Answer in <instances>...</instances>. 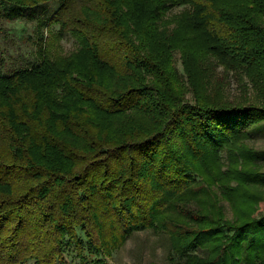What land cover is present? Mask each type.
<instances>
[{"label":"trees","instance_id":"obj_1","mask_svg":"<svg viewBox=\"0 0 264 264\" xmlns=\"http://www.w3.org/2000/svg\"><path fill=\"white\" fill-rule=\"evenodd\" d=\"M47 1L0 0V32L38 17L41 33L33 63L0 73V264H58L72 246L105 264L147 228L169 234V264H264V172L247 144L264 130V0H59L39 16ZM68 35L79 47L61 53ZM217 66L261 102L230 100ZM224 149L235 164L212 174ZM203 173L235 218L197 185Z\"/></svg>","mask_w":264,"mask_h":264},{"label":"rangeland","instance_id":"obj_2","mask_svg":"<svg viewBox=\"0 0 264 264\" xmlns=\"http://www.w3.org/2000/svg\"><path fill=\"white\" fill-rule=\"evenodd\" d=\"M60 4L59 0H49L43 3L39 8V16H50L58 8ZM184 6H175L169 12V15L179 13ZM38 17L35 19L25 18L23 21L18 20L15 25L19 28L22 24H25L26 29L23 33L17 30L14 34L7 32H0V43L5 44L1 46L3 55L0 56V73H8L12 68L22 65H30L35 61L34 56L39 57L37 51V42L41 40V33L37 29ZM9 22H6L8 24ZM171 28L175 24L170 25ZM44 39L50 35V29L47 26L43 28ZM58 29L55 27V30ZM13 31V30H11ZM40 34V35H39ZM79 47V42L75 37L68 35L64 37L59 46L61 53L69 54ZM181 52H175L174 63L179 70L180 74L186 79L184 67L181 59ZM115 80V79H114ZM212 80L215 85L222 88V92L232 101H240L245 98V95L250 96L252 100L259 99L257 91L253 89V86L248 78L242 80L238 75L232 71L228 72L223 66H217L213 69ZM113 81V80H112ZM188 84V83H187ZM188 99L192 100L193 95L190 92ZM141 119L140 114L137 112L130 113L125 117H118L114 120V128L116 125H123L124 123L137 122ZM247 144L250 148L259 151V157L255 164L259 170L264 172V130L254 131L247 139ZM223 157L221 166L215 165L216 170L212 171V174H216L221 170H226L232 164V160L226 149L221 152ZM253 167V164H249ZM198 186L201 190H210L212 195L219 197V204L225 210L226 217L228 219L235 218L234 205L229 198L225 196V188L223 182L217 176L216 181L210 182L208 176L205 173L198 175ZM227 185V184H226ZM232 186H237L238 181H231ZM264 192V188L260 189ZM207 197V196H206ZM203 194L199 198H194V202L191 203V207L197 206V203L205 204V198ZM256 208L264 210V201L260 202ZM260 212V211H259ZM258 212V213H259ZM77 254L74 246L70 247L67 251L65 260L58 264H83L84 260ZM105 264H169L173 259H179L178 255L173 251L171 246V239L168 233L165 231L154 228L138 229L129 234L127 240L120 246L112 249L110 253H104Z\"/></svg>","mask_w":264,"mask_h":264}]
</instances>
